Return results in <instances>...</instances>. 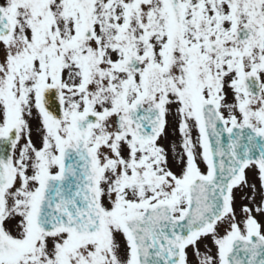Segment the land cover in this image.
Segmentation results:
<instances>
[{"label":"snow or ice","instance_id":"obj_1","mask_svg":"<svg viewBox=\"0 0 264 264\" xmlns=\"http://www.w3.org/2000/svg\"><path fill=\"white\" fill-rule=\"evenodd\" d=\"M0 264H264V0H0Z\"/></svg>","mask_w":264,"mask_h":264}]
</instances>
